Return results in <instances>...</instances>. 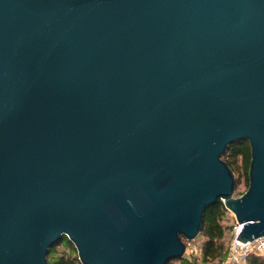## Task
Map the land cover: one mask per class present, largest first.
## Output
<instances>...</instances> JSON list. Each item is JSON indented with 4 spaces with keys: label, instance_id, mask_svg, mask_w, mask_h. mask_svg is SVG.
<instances>
[{
    "label": "water",
    "instance_id": "obj_1",
    "mask_svg": "<svg viewBox=\"0 0 264 264\" xmlns=\"http://www.w3.org/2000/svg\"><path fill=\"white\" fill-rule=\"evenodd\" d=\"M218 201L264 236V0H0V264H167Z\"/></svg>",
    "mask_w": 264,
    "mask_h": 264
},
{
    "label": "trees",
    "instance_id": "obj_2",
    "mask_svg": "<svg viewBox=\"0 0 264 264\" xmlns=\"http://www.w3.org/2000/svg\"><path fill=\"white\" fill-rule=\"evenodd\" d=\"M235 176V196L241 195L248 186V166L250 161V148L246 140L231 143L227 151L222 155ZM243 184L244 190L239 187ZM232 218L230 212L225 208L222 201H218L206 207L203 216V225L197 238L200 239V256L193 254L181 259L170 260L167 264H216L226 257L227 246L225 238L228 231H232L235 219L231 225L225 223ZM234 218V217H233ZM232 218V219H233ZM232 238V237H231ZM231 240V239H230ZM66 241L67 245H62ZM59 250H66L65 254L59 255ZM52 264H80L76 249L64 236L56 242L47 255ZM246 264H264V256L251 252L246 258Z\"/></svg>",
    "mask_w": 264,
    "mask_h": 264
},
{
    "label": "built area",
    "instance_id": "obj_3",
    "mask_svg": "<svg viewBox=\"0 0 264 264\" xmlns=\"http://www.w3.org/2000/svg\"><path fill=\"white\" fill-rule=\"evenodd\" d=\"M238 230L239 224L235 221L233 236L228 244L226 257L223 261L216 264H244L247 256L251 252L264 256V236L245 243L236 239ZM188 244H190V242H187V245Z\"/></svg>",
    "mask_w": 264,
    "mask_h": 264
},
{
    "label": "rangeland",
    "instance_id": "obj_4",
    "mask_svg": "<svg viewBox=\"0 0 264 264\" xmlns=\"http://www.w3.org/2000/svg\"><path fill=\"white\" fill-rule=\"evenodd\" d=\"M239 189L244 190L243 184L239 187ZM234 194H235V192H234ZM231 216H232V214H231ZM232 218L230 217L228 220L225 221V223L228 225H231L234 221V218L233 219ZM231 237H232V231H228L226 238H225V243H226L227 247H228V244L230 242ZM64 242L65 243L62 245H65V244L67 245L66 241H64ZM61 254L62 255L65 254L67 256L66 250H59V255H61ZM189 254H193L197 258L200 256V239L199 238H196L195 240L190 241V244L187 245L186 255H189ZM244 264H246V262Z\"/></svg>",
    "mask_w": 264,
    "mask_h": 264
}]
</instances>
